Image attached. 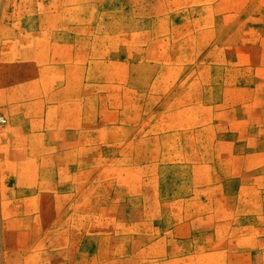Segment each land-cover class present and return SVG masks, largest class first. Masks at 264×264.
<instances>
[{
    "label": "rangeland",
    "instance_id": "rangeland-1",
    "mask_svg": "<svg viewBox=\"0 0 264 264\" xmlns=\"http://www.w3.org/2000/svg\"><path fill=\"white\" fill-rule=\"evenodd\" d=\"M0 264H264V0H0Z\"/></svg>",
    "mask_w": 264,
    "mask_h": 264
},
{
    "label": "built area",
    "instance_id": "built-area-1",
    "mask_svg": "<svg viewBox=\"0 0 264 264\" xmlns=\"http://www.w3.org/2000/svg\"><path fill=\"white\" fill-rule=\"evenodd\" d=\"M6 123V119H4L2 116H0V125H3Z\"/></svg>",
    "mask_w": 264,
    "mask_h": 264
}]
</instances>
